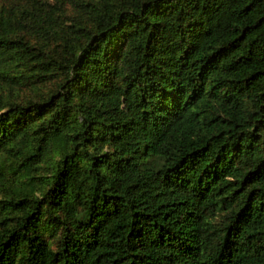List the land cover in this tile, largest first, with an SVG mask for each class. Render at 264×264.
Returning a JSON list of instances; mask_svg holds the SVG:
<instances>
[{"label": "trees", "instance_id": "trees-1", "mask_svg": "<svg viewBox=\"0 0 264 264\" xmlns=\"http://www.w3.org/2000/svg\"><path fill=\"white\" fill-rule=\"evenodd\" d=\"M0 264H264V0H0Z\"/></svg>", "mask_w": 264, "mask_h": 264}, {"label": "rangeland", "instance_id": "rangeland-1", "mask_svg": "<svg viewBox=\"0 0 264 264\" xmlns=\"http://www.w3.org/2000/svg\"><path fill=\"white\" fill-rule=\"evenodd\" d=\"M122 106L124 107V109L128 110L129 104L127 101H124ZM136 138H139V132H135L134 139H136Z\"/></svg>", "mask_w": 264, "mask_h": 264}]
</instances>
